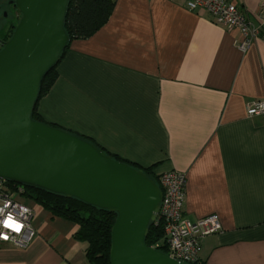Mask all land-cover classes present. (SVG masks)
I'll return each mask as SVG.
<instances>
[{
  "label": "crops",
  "instance_id": "1",
  "mask_svg": "<svg viewBox=\"0 0 264 264\" xmlns=\"http://www.w3.org/2000/svg\"><path fill=\"white\" fill-rule=\"evenodd\" d=\"M113 1L98 30L70 41L36 112L157 177L185 172L186 217L221 225L200 259L264 264V116L246 112L264 99V28L242 52L238 32L184 0ZM229 1L253 22L264 4ZM28 205L36 235L0 244V264H89L76 223Z\"/></svg>",
  "mask_w": 264,
  "mask_h": 264
},
{
  "label": "water",
  "instance_id": "2",
  "mask_svg": "<svg viewBox=\"0 0 264 264\" xmlns=\"http://www.w3.org/2000/svg\"><path fill=\"white\" fill-rule=\"evenodd\" d=\"M70 0H13L19 19L0 48V179L115 214L110 264H187L148 246L162 190L143 169L65 129L32 118L40 83L70 40Z\"/></svg>",
  "mask_w": 264,
  "mask_h": 264
},
{
  "label": "built area",
  "instance_id": "3",
  "mask_svg": "<svg viewBox=\"0 0 264 264\" xmlns=\"http://www.w3.org/2000/svg\"><path fill=\"white\" fill-rule=\"evenodd\" d=\"M191 10H204L212 21L241 36L236 41L237 48L245 52L264 28V4L254 14L255 22L237 4L229 0H184ZM5 39L0 37V48ZM248 116H264V99L254 100L246 109ZM162 190L160 210L154 224H160L162 237L152 247L164 248L171 258L187 264L201 262L200 252L206 236L221 230L219 218L210 214L195 221L185 215L186 173L171 169L158 177ZM25 195L23 186L0 179V244L8 243L16 247H26L36 235L33 226L34 210L21 201ZM11 224V226H6ZM163 251V250H162Z\"/></svg>",
  "mask_w": 264,
  "mask_h": 264
},
{
  "label": "trees",
  "instance_id": "4",
  "mask_svg": "<svg viewBox=\"0 0 264 264\" xmlns=\"http://www.w3.org/2000/svg\"><path fill=\"white\" fill-rule=\"evenodd\" d=\"M113 7V0H70L64 21V27L69 40L86 38L93 34L108 20ZM2 38L5 40L8 39L5 36H2ZM56 66L57 64L52 66L43 76L40 83L38 100L49 91L55 81L57 77ZM38 100L35 104L32 118L44 122L36 112ZM51 125L55 126L53 124ZM82 138L91 141L85 137ZM110 155L114 159L128 163L135 168L143 169L149 177L153 178L159 184L158 177L152 171V166L142 168L135 163H131L112 154ZM23 187L25 189V195L49 211L51 216L69 220L78 225V230L74 234V238L86 244L85 257L89 264H110V230L115 219L114 213L96 208L76 198H66L62 195L50 193L38 188ZM162 234L163 230L161 225L153 223L149 228L145 243L148 246L154 245L162 237ZM161 250L165 251L164 248H161ZM198 264L205 263L201 260Z\"/></svg>",
  "mask_w": 264,
  "mask_h": 264
},
{
  "label": "rangeland",
  "instance_id": "5",
  "mask_svg": "<svg viewBox=\"0 0 264 264\" xmlns=\"http://www.w3.org/2000/svg\"><path fill=\"white\" fill-rule=\"evenodd\" d=\"M4 9L9 13V18L7 20L2 19L1 13ZM18 19L19 13L16 9L12 10V7H8V0H0V37L5 36L9 38ZM21 201H24L26 204L32 203L31 199L28 198L27 195L21 197Z\"/></svg>",
  "mask_w": 264,
  "mask_h": 264
},
{
  "label": "flooded vegetation",
  "instance_id": "6",
  "mask_svg": "<svg viewBox=\"0 0 264 264\" xmlns=\"http://www.w3.org/2000/svg\"><path fill=\"white\" fill-rule=\"evenodd\" d=\"M8 7H12V10H15L13 0H8ZM1 15L3 20H7L9 18V13L5 9L2 11Z\"/></svg>",
  "mask_w": 264,
  "mask_h": 264
},
{
  "label": "snow or ice",
  "instance_id": "7",
  "mask_svg": "<svg viewBox=\"0 0 264 264\" xmlns=\"http://www.w3.org/2000/svg\"><path fill=\"white\" fill-rule=\"evenodd\" d=\"M6 226H9V227H10V226H11V224H7V222H6Z\"/></svg>",
  "mask_w": 264,
  "mask_h": 264
}]
</instances>
